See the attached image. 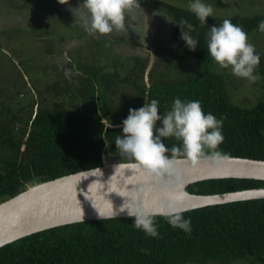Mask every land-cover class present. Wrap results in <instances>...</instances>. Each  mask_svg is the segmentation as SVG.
Wrapping results in <instances>:
<instances>
[{
  "label": "trees",
  "instance_id": "1",
  "mask_svg": "<svg viewBox=\"0 0 264 264\" xmlns=\"http://www.w3.org/2000/svg\"><path fill=\"white\" fill-rule=\"evenodd\" d=\"M144 1L174 23L187 21L197 48L192 51L185 47L180 26L175 24L174 38L180 45L171 50L170 56L155 55L147 81V59L131 55L123 79L114 70L103 72L104 66H100L83 78L72 75L55 79L54 84L49 83L52 87L48 86L51 92L31 90L14 67L20 78L13 94L17 98L2 96L0 91V201L16 195L33 180L99 166L103 153L131 161L119 154L115 138L122 133L128 110L142 107L146 93L148 101H159L160 115L171 109L175 98L200 101L205 113L223 119L220 151L264 160V57L255 70L260 79L250 84L257 91L256 101L243 106L231 100L226 76L215 66L206 43L208 27L220 25L224 19L242 26L249 38L259 42L264 38V32L258 30L264 13L212 16L201 25L187 6L164 0ZM183 30L188 31L186 26ZM120 84L126 87L121 94ZM21 91L29 95V101L21 103ZM48 96L57 100V106L46 103ZM104 117L120 126L105 133L101 124ZM164 143L169 148L182 146L174 137L165 138ZM261 186L262 180L224 178L198 181L186 190L214 194ZM184 218L191 221L190 233L173 228L156 215L157 238L136 228L133 217L65 224L0 247V264H264V199L192 209L184 212Z\"/></svg>",
  "mask_w": 264,
  "mask_h": 264
},
{
  "label": "rangeland",
  "instance_id": "2",
  "mask_svg": "<svg viewBox=\"0 0 264 264\" xmlns=\"http://www.w3.org/2000/svg\"><path fill=\"white\" fill-rule=\"evenodd\" d=\"M164 1L183 8L192 2ZM204 2L211 4L214 8L213 16L220 18L230 17L228 13L235 12L264 13V0ZM138 4L139 7H134L125 16L124 28L100 36L90 35L87 31L90 16L83 0H0L2 96L13 95L15 86L19 87L17 85L20 84V78L14 67L22 73L19 75L25 79L27 86L39 92H51L52 89L48 86L54 84L55 79L72 75L83 78L87 72L99 69L100 66H104L103 72L114 70L119 74L118 78L123 79L125 69L131 64V55L147 59L145 70L150 63L151 69L156 60L155 55L167 56L180 45V41L174 38L173 20L165 18L164 13L155 10L149 2L138 0ZM254 40L255 37L249 38V42L255 45L256 54L263 58L264 38L257 43ZM215 66L226 76L231 100L243 106L254 105L257 91L251 87V83L235 77L228 69H221L217 64ZM159 73L157 71L156 74ZM123 84H120L119 94L126 89ZM13 96L16 97L17 94ZM18 98L21 103L30 100L24 91H21ZM53 100L48 96L46 103L57 106V100Z\"/></svg>",
  "mask_w": 264,
  "mask_h": 264
},
{
  "label": "clouds",
  "instance_id": "3",
  "mask_svg": "<svg viewBox=\"0 0 264 264\" xmlns=\"http://www.w3.org/2000/svg\"><path fill=\"white\" fill-rule=\"evenodd\" d=\"M83 2L90 16L87 31L90 35L100 36L124 28L125 16L134 7H139L138 0ZM188 8L201 25H206V18L214 13L213 6L204 0H192ZM177 25L181 29L180 38L189 50L194 51L197 40L190 34L192 26L185 20ZM185 26L188 31L183 30ZM258 30L264 32V20L259 22ZM206 43L208 54L221 69H228L235 77L250 83L260 79L255 74L260 56L256 54L255 45L249 42V36L242 26L234 24L231 19H224L220 25L208 27ZM101 124L105 133L113 127L107 117L101 120ZM222 127L223 119H217L210 112L205 113L200 101L175 98L171 109L160 115L159 101H148L146 93L142 107L128 110V116L122 121V133L115 138V147L121 156L133 161L145 174L167 184L180 179L176 167L180 157L193 161H215L226 155L219 150V145L224 141ZM170 137L179 140L182 146L167 147L164 139ZM161 207L159 213H150L139 205L127 209L128 215L134 218L135 227L146 236L157 238L159 235L156 215L164 217L173 228L190 233L191 221L184 218L187 209L181 208L175 199H165Z\"/></svg>",
  "mask_w": 264,
  "mask_h": 264
},
{
  "label": "water",
  "instance_id": "4",
  "mask_svg": "<svg viewBox=\"0 0 264 264\" xmlns=\"http://www.w3.org/2000/svg\"><path fill=\"white\" fill-rule=\"evenodd\" d=\"M150 67L151 63L145 70V81ZM176 167L180 179L165 184L145 174L133 161H123L103 153L99 166L53 179L28 182L22 191L0 201V247L32 233L65 224L130 217L127 208L137 205L150 213H159L165 199H175L187 211L264 199V186L214 194L186 190L189 184L208 179L264 181L262 159L225 155L215 161H193L180 157Z\"/></svg>",
  "mask_w": 264,
  "mask_h": 264
},
{
  "label": "flooded vegetation",
  "instance_id": "5",
  "mask_svg": "<svg viewBox=\"0 0 264 264\" xmlns=\"http://www.w3.org/2000/svg\"><path fill=\"white\" fill-rule=\"evenodd\" d=\"M74 70V69H73ZM76 72V71H75ZM38 105V103H36L35 107Z\"/></svg>",
  "mask_w": 264,
  "mask_h": 264
}]
</instances>
